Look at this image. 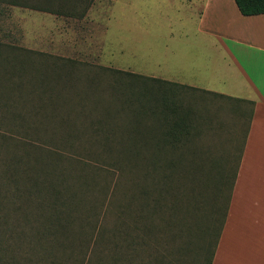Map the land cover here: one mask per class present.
I'll return each instance as SVG.
<instances>
[{
  "label": "trees",
  "instance_id": "1",
  "mask_svg": "<svg viewBox=\"0 0 264 264\" xmlns=\"http://www.w3.org/2000/svg\"><path fill=\"white\" fill-rule=\"evenodd\" d=\"M42 1L30 6L78 18L93 2ZM234 1L243 15L264 13V0ZM224 104L243 137L216 150ZM245 104L0 43V264H211Z\"/></svg>",
  "mask_w": 264,
  "mask_h": 264
},
{
  "label": "crops",
  "instance_id": "2",
  "mask_svg": "<svg viewBox=\"0 0 264 264\" xmlns=\"http://www.w3.org/2000/svg\"><path fill=\"white\" fill-rule=\"evenodd\" d=\"M199 2V12L189 15V6ZM185 8L180 23H196L191 54L179 48L175 77H158L251 101L250 124L211 264H264V13L243 15L234 0H192Z\"/></svg>",
  "mask_w": 264,
  "mask_h": 264
},
{
  "label": "rangeland",
  "instance_id": "3",
  "mask_svg": "<svg viewBox=\"0 0 264 264\" xmlns=\"http://www.w3.org/2000/svg\"><path fill=\"white\" fill-rule=\"evenodd\" d=\"M37 1L44 3L42 0H0V43L172 78L176 57L181 51L178 49L190 55L192 40L197 37L194 20L184 26L179 20L182 9L185 11L192 0H93L81 18L32 8ZM198 4L194 8L189 6V15L199 12ZM215 103L220 106L218 101ZM243 107L248 111L250 104ZM215 113L223 127L210 140L212 148H226L228 138L235 135H238L237 145H241L243 131L233 123L228 106L224 104Z\"/></svg>",
  "mask_w": 264,
  "mask_h": 264
}]
</instances>
